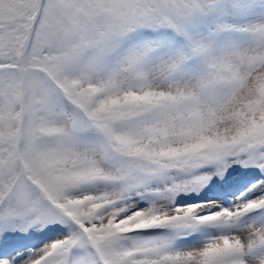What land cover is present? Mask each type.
I'll return each instance as SVG.
<instances>
[{"label":"snow or ice","instance_id":"6c2138e0","mask_svg":"<svg viewBox=\"0 0 264 264\" xmlns=\"http://www.w3.org/2000/svg\"><path fill=\"white\" fill-rule=\"evenodd\" d=\"M0 264H264V0H0Z\"/></svg>","mask_w":264,"mask_h":264}]
</instances>
